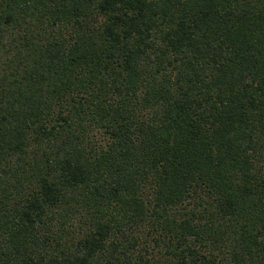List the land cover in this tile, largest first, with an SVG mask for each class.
Listing matches in <instances>:
<instances>
[{
	"label": "trees",
	"instance_id": "obj_1",
	"mask_svg": "<svg viewBox=\"0 0 264 264\" xmlns=\"http://www.w3.org/2000/svg\"><path fill=\"white\" fill-rule=\"evenodd\" d=\"M0 264H264V0H0Z\"/></svg>",
	"mask_w": 264,
	"mask_h": 264
}]
</instances>
